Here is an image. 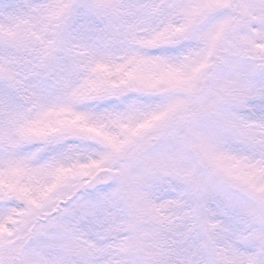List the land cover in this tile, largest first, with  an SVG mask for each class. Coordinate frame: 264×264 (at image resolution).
Instances as JSON below:
<instances>
[{
	"label": "snow or ice",
	"instance_id": "6c2138e0",
	"mask_svg": "<svg viewBox=\"0 0 264 264\" xmlns=\"http://www.w3.org/2000/svg\"><path fill=\"white\" fill-rule=\"evenodd\" d=\"M0 264H264V0H0Z\"/></svg>",
	"mask_w": 264,
	"mask_h": 264
}]
</instances>
